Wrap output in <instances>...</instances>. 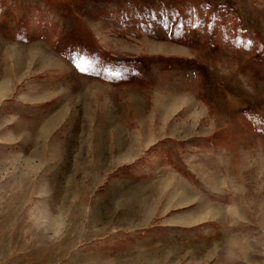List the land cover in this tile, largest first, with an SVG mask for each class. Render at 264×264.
I'll return each mask as SVG.
<instances>
[{"label": "rangeland", "instance_id": "rangeland-1", "mask_svg": "<svg viewBox=\"0 0 264 264\" xmlns=\"http://www.w3.org/2000/svg\"><path fill=\"white\" fill-rule=\"evenodd\" d=\"M0 264H264V0H0Z\"/></svg>", "mask_w": 264, "mask_h": 264}]
</instances>
